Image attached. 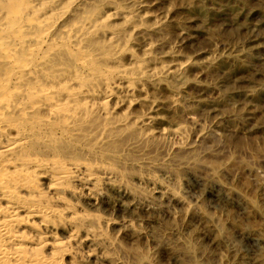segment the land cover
Instances as JSON below:
<instances>
[{"label": "rangeland", "instance_id": "374dc122", "mask_svg": "<svg viewBox=\"0 0 264 264\" xmlns=\"http://www.w3.org/2000/svg\"><path fill=\"white\" fill-rule=\"evenodd\" d=\"M28 9L49 24L11 31ZM0 51V140L23 139L11 161L112 173L65 176L58 201L38 171L5 172L27 184L20 202L55 212L22 237L54 231L45 254L64 264H264V0H0Z\"/></svg>", "mask_w": 264, "mask_h": 264}, {"label": "bare ground", "instance_id": "6f19581e", "mask_svg": "<svg viewBox=\"0 0 264 264\" xmlns=\"http://www.w3.org/2000/svg\"><path fill=\"white\" fill-rule=\"evenodd\" d=\"M46 1V0H44ZM28 2V1H26ZM56 4V3H55ZM34 5V4H33ZM14 7V6H13ZM11 8V7H10ZM9 8V9H10ZM33 8V7H32ZM31 8V9H32ZM12 9V8H11ZM10 9V10H11ZM14 9V8H13ZM16 9V7H15ZM26 9V8H25ZM29 10L28 9V14H34V10ZM27 10V9H26ZM25 10V11H26ZM21 11V10H20ZM19 11V13H20ZM58 11V10H57ZM12 13V12H11ZM27 13V12H26ZM56 13V12H55ZM13 14H14V11H13ZM18 14V13H17ZM21 15V14H20ZM18 16V15H17ZM42 16V15H41ZM14 17V16H13ZM20 16L17 17V19H19ZM31 17L30 16H23V19L20 17V22L18 20H16V22H13V23H9L8 26L10 28L11 31H13L14 33H19L21 32L22 30H25V29H29V28H39V25L40 26H44V25H48L49 23H43L41 25V23L46 19L45 18V15H44V20L39 17V16H36L35 19L33 20H29V18ZM43 20V21H42ZM19 23H18V22ZM46 21V20H45ZM54 21V20H53ZM64 21V20H63ZM47 22V21H46ZM61 22V21H60ZM55 23V22H54ZM58 23V22H57ZM60 25V24H59ZM38 26V27H37ZM52 24H50V26H47L48 28L51 27ZM56 26V25H55ZM58 26V25H57ZM61 26V25H60ZM70 26V25H69ZM7 28V27H6ZM68 29V28H67ZM66 29V31H68ZM71 29V28H70ZM84 29V28H83ZM33 31V30H32ZM27 33V31H25ZM57 32V31H56ZM65 32V31H64ZM9 34V32H8ZM13 36V35H12ZM22 36V35H21ZM82 36V35H81ZM7 37V36H6ZM9 37V36H8ZM44 37V36H43ZM41 36L38 35V36H32V37H27V41H33V42H37V41H40L41 39ZM85 38V37H84ZM44 39V38H43ZM56 39V38H55ZM121 39V38H120ZM22 40V39H21ZM20 40V41H21ZM24 40V39H23ZM22 40V41H23ZM45 40V39H44ZM68 40V39H67ZM83 41V40H82ZM47 42V40H46ZM14 43V42H12ZM17 42H15L16 44ZM21 43V42H20ZM19 43V44H20ZM41 43V42H40ZM18 44V43H17ZM77 44V43H76ZM115 44V43H114ZM13 45V44H12ZM29 45V44H28ZM33 45V44H32ZM39 46V45H38ZM85 48V47H84ZM5 52H8L7 50H5L4 48H2ZM60 49V48H59ZM54 50H55V47H54ZM21 51V50H20ZM116 51V50H115ZM2 52V51H0ZM2 52V53H3ZM9 53V52H8ZM113 53V52H112ZM84 55V54H83ZM0 56L1 53H0ZM6 57V56H5ZM49 57V56H48ZM53 57V56H52ZM1 58V57H0ZM40 58V57H39ZM57 58V57H56ZM44 61V60H43ZM42 61V62H43ZM1 63V62H0ZM62 70V69H61ZM162 70V69H161ZM28 72V71H27ZM32 72V70H31ZM36 72V71H35ZM69 72V71H68ZM161 72V71H160ZM81 73V72H80ZM140 73V72H139ZM25 74V73H24ZM35 75V74H34ZM37 75V74H36ZM140 75V74H139ZM169 75V74H168ZM123 76V75H122ZM44 77V76H43ZM48 77V76H47ZM86 77V76H85ZM119 77V76H118ZM117 77V78H118ZM143 77V76H142ZM22 78V77H21ZM37 78V77H36ZM68 78V77H67ZM71 78V77H70ZM90 78V77H89ZM98 78V77H97ZM17 79V77H16ZM69 79V78H68ZM66 79L69 83L71 81ZM43 80V78H42ZM66 81V82H67ZM95 81V80H94ZM56 82V81H55ZM62 82V81H61ZM28 83V82H27ZM51 83V82H50ZM62 83H65V82H62ZM52 84V83H51ZM67 84V83H65ZM75 84V83H74ZM73 84V86H74ZM117 84V83H116ZM6 85V84H5ZM47 85V84H46ZM56 85V84H55ZM78 85V84H76ZM59 86V85H58ZM70 86V89H71V85ZM68 86V87H69ZM107 86V85H106ZM42 87V86H41ZM67 87V88H68ZM77 87V86H75ZM25 88V87H24ZM36 88V87H34ZM78 88V87H77ZM92 88V87H91ZM95 88V87H93ZM97 88V87H96ZM26 89H29V88H26ZM48 89V88H47ZM87 89V87H86ZM118 89V88H117ZM45 91V87L43 89ZM68 90V89H67ZM3 91V90H2ZM72 90H70L69 92H71ZM88 91H91V90H88ZM86 91V92H88ZM106 98H109L111 95H112V92L110 89H106ZM23 92V91H22ZM40 92V91H38ZM29 93V92H28ZM83 93L85 92H80L79 93V96H81ZM98 93V92H97ZM100 93V92H99ZM98 93V94H99ZM23 94V93H22ZM20 94V95H22ZM87 94V93H86ZM85 94V95H86ZM101 94V93H100ZM58 95V94H57ZM78 95V94H77ZM97 95V94H96ZM105 95V93H104ZM17 96V95H16ZM24 96V94H23ZM27 96V95H26ZM29 96V95H28ZM66 96V95H64ZM76 96V95H75ZM13 97V96H12ZM34 97V96H33ZM111 97H114V96H111ZM7 98V97H6ZM20 98V97H19ZM31 98V96L29 97ZM35 98V97H34ZM32 98V99H34ZM42 98V97H41ZM65 98V97H64ZM23 99V98H22ZM116 99V98H115ZM130 99V98H129ZM7 100V99H6ZM37 100V99H36ZM50 100V98L48 99ZM57 100V99H56ZM13 101H15V99H13ZM20 101V100H19ZM25 101V100H24ZM23 101V102H24ZM104 101V100H103ZM16 102H18L17 100L15 101V103L13 105H16ZM72 102V101H71ZM20 103V102H19ZM35 103V102H34ZM50 103V102H49ZM48 103V104H49ZM70 103V101H69ZM77 104H79L77 101L75 102ZM10 104V102H9ZM8 104V105H9ZM18 104V103H17ZM30 104V103H29ZM52 104V103H51ZM50 104V105H51ZM54 104V103H53ZM11 105V106H13ZM25 105V104H24ZM32 105H34L32 103ZM50 105H48L50 107ZM61 105V104H60ZM17 106V105H16ZM14 106V108L16 110L19 109V115L23 114L25 112V110H22L20 108H18L19 106ZM40 106V105H39ZM54 106V105H53ZM64 106V104H63ZM66 106V105H65ZM21 107V106H20ZM27 107V106H25ZM48 107V108H49ZM2 108V107H1ZM11 108V107H10ZM33 108L32 106L31 107H28V110ZM36 108V107H35ZM34 108V109H35ZM76 108V107H75ZM39 109V108H37ZM36 109V110H37ZM40 109H42L40 107ZM77 109V108H76ZM14 110V109H13ZM2 111V110H0ZM38 111V110H37ZM46 111H48L47 113L49 114L52 109L51 107ZM95 111V110H94ZM4 113V112H3ZM26 113V112H25ZM43 113V111H42ZM52 113V112H51ZM54 113V111H53ZM52 113V114H53ZM70 113V112H69ZM77 113V112H76ZM95 113V112H94ZM100 113V111H99ZM32 114V113H31ZM65 114V113H63ZM73 114V113H72ZM18 115V113H17ZM45 115V114H44ZM74 115V114H73ZM43 116V115H42ZM48 116V115H47ZM53 116V115H51ZM57 116V115H56ZM1 117V115H0ZM28 117V116H27ZM50 117V116H49ZM61 117V115L59 116ZM86 117V116H85ZM37 118V117H36ZM53 118V117H52ZM70 118V116H69ZM72 118V116H71ZM88 118V117H87ZM43 119V118H42ZM61 119V118H60ZM63 119V118H62ZM67 120V118H65ZM84 119V118H83ZM47 120V119H46ZM50 120V119H49ZM69 120V119H68ZM72 120V119H71ZM44 121V120H43ZM91 121V120H90ZM10 122V121H9ZM55 123V122H54ZM119 123V122H118ZM122 123V122H121ZM57 124V122H56ZM78 124V123H77ZM84 124V123H83ZM89 124V123H88ZM50 125V124H49ZM48 125V126H49ZM40 126V125H39ZM86 126V125H85ZM110 126V125H109ZM118 126V125H117ZM122 126H123V123H122ZM6 126H3L0 124V133L4 131ZM9 127V126H8ZM76 127V126H75ZM84 127V126H83ZM103 127V126H102ZM12 128V127H11ZM60 128V127H59ZM73 128V127H72ZM113 128V127H112ZM80 129V128H79ZM5 130H9V129H5ZM11 130V129H10ZM75 130V129H74ZM150 130V129H149ZM6 131V132H7ZM62 131V130H61ZM73 131V130H72ZM32 133V132H31ZM77 133V132H76ZM75 133V134H76ZM38 134V133H37ZM79 135H81L80 133H78ZM77 134V135H78ZM28 135V134H27ZM84 135V134H83ZM146 135V134H145ZM3 136V135H2ZM14 136V135H13ZM29 136V135H28ZM34 136V135H33ZM40 136V135H39ZM77 137V136H75ZM3 138V137H2ZM30 138V137H29ZM44 138V137H42ZM72 138V137H71ZM80 138V137H79ZM106 138V137H105ZM104 138V139H105ZM7 139H9L7 137ZM27 139V138H26ZM77 139V138H76ZM102 139V138H101ZM12 141L11 142H6V144H3V141L2 139L0 141H2V144L4 145L2 147L3 149V152L5 153V157L4 159L0 162V264H64V258H65V255H66V252L64 251V254L60 253V252H53V254H51L50 256L45 254V249L48 250V248H54V247H58V245L60 244L59 240L57 239V237L53 234L55 233L53 231V233L49 232L50 235L47 234L44 235L41 233L38 235L37 239H38V243L34 244L33 242L36 241H29L28 239L22 237V234L20 233L21 229L22 228H30V226L33 225L34 221L37 220V219H41L42 221L48 219V218H53L55 217V212L53 211V209H49L47 207H41L35 203H28V204H24L22 202L19 201V198H20V193L24 190V189H27L28 186L27 184H23V182L20 183V181L18 179H14L13 177L11 178V176H9L8 174L5 175V172L7 173L9 170H13V169H16L17 167H20L22 169L26 168V169H32L34 171H38L37 174L38 177H36V180L37 181H46L48 182V187H47V190L49 193H51L54 197H56V199L58 201H61V189L59 186L60 185V181L66 176V177H69L73 182L77 181V180H81V181H84L85 183L89 184L91 182L94 181V179L96 178V175H97V178H100L103 183H110L112 181V173L111 171H109L108 169L110 168H105L103 167L102 165H94V164H91L93 162H91L90 164L87 163L85 161V159L83 158H71L69 157L68 155H63L62 157H58V159H56L55 161L53 160H43V159H40L38 157L39 155V152L38 154L36 155V153L30 157L29 159L27 160H18L16 162L15 161H11L12 159V154L14 151H16L15 149L18 148L17 146V143L21 142L23 139H11ZM51 140V139H50ZM66 140V139H65ZM91 141V140H90ZM95 141V140H94ZM136 141V140H135ZM4 142V143H5ZM25 142V141H24ZM134 142V141H133ZM132 142V143H133ZM137 142V141H136ZM33 143V142H32ZM39 143V142H38ZM43 144V142H41ZM100 143V142H99ZM1 144V143H0ZM40 144V143H39ZM111 144V143H110ZM56 145V144H55ZM108 145V144H107ZM132 145H135V144H132ZM181 145V144H180ZM22 146V144H21ZM20 146V147H21ZM87 146V145H86ZM128 146H131V145H128ZM23 147V146H22ZM47 147V146H46ZM57 147V146H56ZM55 147V148H56ZM24 148V147H23ZM52 148V147H51ZM129 148V147H128ZM131 148V147H130ZM1 149V148H0ZM70 149V148H69ZM79 149V148H78ZM100 149V148H99ZM41 150V149H40ZM45 151V149H44ZM63 151V149H62ZM43 153V150L41 151ZM48 152V151H47ZM46 153V151H45ZM102 153V152H101ZM24 154V152H23ZM48 154V153H47ZM70 154V153H69ZM74 154V153H73ZM80 154V153H79ZM30 155H32L30 153ZM53 155V153H52ZM56 155V154H55ZM39 156H43L42 154L39 155ZM87 156V155H86ZM45 157V156H44ZM48 157V156H47ZM50 157V156H49ZM54 157V156H52ZM56 157V156H55ZM89 157V156H88ZM27 158V157H26ZM107 159V158H106ZM124 159V158H123ZM88 161V160H87ZM145 161V160H144ZM90 162V161H89ZM100 164V163H99ZM117 164V163H116ZM51 169H56L57 171H53L51 172ZM33 171V172H34ZM11 173V172H10ZM32 173V172H31ZM11 179H10V178ZM16 177V176H15ZM21 177V176H20ZM29 177V176H28ZM138 178V177H137ZM142 180V179H141ZM33 180L31 179V182ZM152 181V179H151ZM154 181V180H153ZM79 182V181H78ZM76 182V183H78ZM10 183V184H9ZM138 183V182H137ZM81 184V183H80ZM79 184V185H80ZM118 184V183H117ZM8 185H11V186H8ZM33 185V184H32ZM77 185V184H76ZM86 185V184H85ZM91 185V184H90ZM89 185V186H90ZM34 186V185H33ZM33 186H31V188H34ZM78 187V186H77ZM34 189H38L37 187L34 188ZM60 189V190H59ZM63 189V188H62ZM79 189V188H77ZM188 190V189H187ZM38 191V190H37ZM63 191V190H62ZM91 191V190H90ZM65 191H63L64 193ZM94 192V191H93ZM71 193V192H70ZM89 193V192H88ZM87 193V194H88ZM40 194V193H39ZM42 194V193H41ZM69 194V193H68ZM76 194V193H75ZM166 194V193H165ZM74 196V195H73ZM72 196V197H73ZM24 200V199H23ZM96 200V199H95ZM169 200V199H168ZM55 203V202H54ZM58 203V202H57ZM59 205V204H58ZM54 206V204H53ZM51 207V206H50ZM60 207V206H59ZM78 207V206H76ZM53 208V207H52ZM79 209V208H78ZM61 215V214H60ZM76 215V214H75ZM57 216V215H56ZM59 216V214H58ZM68 216V215H67ZM62 218V217H61ZM41 222V221H39ZM53 221H51L52 223ZM48 223V222H47ZM37 224V223H36ZM41 223H39L38 225H40ZM53 224V223H52ZM68 225V224H66ZM71 225V224H70ZM78 225V224H77ZM36 226V225H35ZM50 226V225H49ZM33 227V226H32ZM37 227V226H36ZM42 229L44 230H48V226L46 224H43L42 226ZM63 227V226H62ZM69 228V226H67ZM73 227V226H72ZM61 228V226H60ZM24 230V229H23ZM29 231V230H28ZM30 231L32 232V230L30 229ZM35 231V230H33ZM37 231V230H36ZM49 231V230H48ZM57 232V231H56ZM77 232V231H76ZM58 233V232H57ZM56 233V234H57ZM70 233V232H69ZM73 233V232H71ZM86 236V235H85ZM28 237V235H27ZM66 237V236H65ZM60 238V237H59ZM69 238H72L70 237L69 235ZM75 238V237H74ZM79 239V238H78ZM33 240V239H32ZM61 240V239H60ZM75 241V240H73ZM62 242V241H61ZM64 242V241H63ZM76 242V241H75ZM74 243V242H73ZM72 245V244H71ZM77 246V245H75ZM79 246V245H78ZM65 247V246H64ZM34 249L35 253H28V251L30 249ZM78 248H81V247H78ZM57 249V248H56ZM59 249V248H58ZM57 249V250H58ZM70 249V248H69ZM53 250V249H52ZM82 250V249H80ZM72 251V250H71ZM74 251V250H73ZM72 251V252H73ZM47 253H51V252H47ZM71 254V253H69ZM89 254V253H88Z\"/></svg>", "mask_w": 264, "mask_h": 264}]
</instances>
